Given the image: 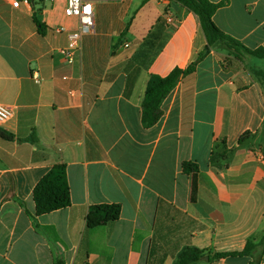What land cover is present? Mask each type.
<instances>
[{"label":"crops","instance_id":"1","mask_svg":"<svg viewBox=\"0 0 264 264\" xmlns=\"http://www.w3.org/2000/svg\"><path fill=\"white\" fill-rule=\"evenodd\" d=\"M13 1L0 0V104L14 110L0 126L14 136L0 138V264H178L188 249L204 252L197 264H264V88L253 74L264 59L212 47L146 127L150 77L187 69L208 45L194 11L91 0L95 26L69 64L59 53L68 32L56 31L78 25L66 0ZM209 1L221 4L219 29L264 47V0ZM152 35L161 49L143 59ZM59 164L71 204L38 216L34 189ZM103 204L119 205L120 218L88 228ZM249 240L260 242L253 256L212 258Z\"/></svg>","mask_w":264,"mask_h":264},{"label":"trees","instance_id":"2","mask_svg":"<svg viewBox=\"0 0 264 264\" xmlns=\"http://www.w3.org/2000/svg\"><path fill=\"white\" fill-rule=\"evenodd\" d=\"M188 9L194 11L201 19L203 30L208 38V45L202 51L187 69H174L169 75L161 77L152 75L148 82L144 100L142 103L143 113L142 120L146 127L154 126L162 116V103L171 91L177 86L182 76L192 74L196 71L198 64L208 55L210 49L215 44L224 45L230 52L240 57L248 54L259 59H264V47L249 49L237 39L224 33L217 27L213 17L221 4H215L209 0H175ZM35 22L38 26L39 33L44 34L47 29L46 25L37 16ZM125 35H123L124 37ZM122 37V38H123ZM157 36L144 41L141 57L149 58L152 53L161 49V44ZM120 43V42H119ZM115 51H113V54ZM254 76L264 85V70L256 71ZM0 138L8 141L14 140V136L0 129ZM183 168L186 172H195L197 166L191 163H185ZM33 198L36 205L38 216L49 214L51 212L64 209L71 204L70 187L67 181L66 166L59 164L54 166L36 185ZM121 208L115 204L96 205L90 208L87 215L86 224L88 228H97L120 218ZM260 246V242L249 240L245 249L238 253H215L213 259H221L229 256H253L254 251ZM204 257V252L198 249H188L183 252L178 264H197Z\"/></svg>","mask_w":264,"mask_h":264},{"label":"built area","instance_id":"3","mask_svg":"<svg viewBox=\"0 0 264 264\" xmlns=\"http://www.w3.org/2000/svg\"><path fill=\"white\" fill-rule=\"evenodd\" d=\"M22 0H14L13 5L19 6ZM29 3V0H23ZM167 4L172 0H164ZM87 9V10H85ZM65 15L68 18L76 20L77 27L71 31H67L65 27H59L57 32H68L70 45L68 48L60 49L59 53L64 56L66 61L71 64L75 60V55L81 46L82 36L91 33L95 26V7L91 0H66ZM166 20L168 23L173 22V18L165 11ZM128 47V44L125 45ZM37 81H40L37 75L34 76ZM14 116V110L6 105L0 104V126L8 123Z\"/></svg>","mask_w":264,"mask_h":264},{"label":"rangeland","instance_id":"4","mask_svg":"<svg viewBox=\"0 0 264 264\" xmlns=\"http://www.w3.org/2000/svg\"><path fill=\"white\" fill-rule=\"evenodd\" d=\"M136 1H139V0H136ZM215 47H218V48H225L227 49L224 45L220 44V43H217L214 45ZM228 50V49H227ZM229 51V50H228ZM234 54V53H233ZM235 55V54H234ZM261 82V81H260ZM262 83V82H261ZM263 88H264V85L262 84Z\"/></svg>","mask_w":264,"mask_h":264},{"label":"snow or ice","instance_id":"5","mask_svg":"<svg viewBox=\"0 0 264 264\" xmlns=\"http://www.w3.org/2000/svg\"><path fill=\"white\" fill-rule=\"evenodd\" d=\"M85 10H87V9H85Z\"/></svg>","mask_w":264,"mask_h":264},{"label":"water","instance_id":"6","mask_svg":"<svg viewBox=\"0 0 264 264\" xmlns=\"http://www.w3.org/2000/svg\"><path fill=\"white\" fill-rule=\"evenodd\" d=\"M33 1V0H32Z\"/></svg>","mask_w":264,"mask_h":264}]
</instances>
